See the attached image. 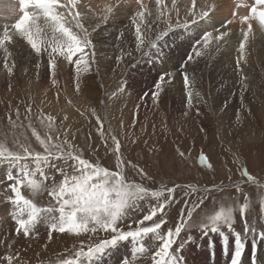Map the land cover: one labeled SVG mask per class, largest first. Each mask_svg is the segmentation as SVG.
<instances>
[{"label":"rangeland","instance_id":"374dc122","mask_svg":"<svg viewBox=\"0 0 264 264\" xmlns=\"http://www.w3.org/2000/svg\"><path fill=\"white\" fill-rule=\"evenodd\" d=\"M150 1L144 10L147 8L149 11L148 9L154 7L163 8L162 4L157 5L156 0ZM3 2L4 4L14 2L13 5H19V0H0V3ZM61 2L66 3L62 0ZM84 2L85 6L93 11L96 9L93 2H99L96 5L107 10L112 0H85ZM120 3L125 5V12H130L128 9L132 10L138 5L136 0H121ZM248 5H250L249 2ZM18 8L17 10L20 9ZM209 13L214 19L219 17V13L214 10ZM18 15L21 14L18 13ZM18 15H15V18ZM2 16L4 17L0 12V25L3 20ZM124 17H128V21L132 18L128 15ZM236 18L231 16L228 20H238L237 29L240 31L242 29L240 18L237 20ZM253 21L259 24L258 20ZM191 22L193 23L190 21L189 24H192ZM210 23L208 27H211L214 22ZM101 25L99 30H104L105 28H101ZM167 27H163L164 31L169 29ZM12 30L14 29L10 27V31ZM113 30L118 29L115 27ZM2 31L3 29H0V33ZM202 31L201 36L206 30ZM123 33L124 30L121 35ZM106 34H104V39L105 36L107 37ZM130 36H127L129 42H122L123 46L120 45L110 49L111 51L102 53L94 44L96 42L94 37L90 35L96 47L95 57L91 60L89 68L85 70L82 66L77 73L73 65L63 57H57L55 83L49 73L47 54L38 59L41 62L39 68H37V60L36 67H30L28 72L18 66L19 63L23 68L32 64L33 61H29L27 54L16 55L10 52L12 58L17 57L15 61L8 59L9 66L12 62L17 63V65L14 63L15 67L11 75L4 67V60L0 58L2 60L0 61V143L13 151H18V145L21 143L34 151H43L32 134V128H35L41 137L48 135V121L45 117L51 115L55 118V124L61 133L68 130V139L75 146V150L82 153L84 159L94 164L98 163L111 171H117L116 153L113 150L114 142L110 138L111 135H115L121 144L120 153L124 161L121 167L127 181L151 190H164L165 195L159 198L161 201L168 196L167 188L174 185L181 186L174 193L175 202L165 210L164 218L168 223L161 229L162 233L169 228H174L178 223V218L186 215L192 204H196L201 197H206L204 203L192 214V220L197 223L209 215H214L221 207L235 209L231 229L227 225H222L220 233L204 234L194 226L190 231L185 230L181 233L176 243L181 244L182 251L176 249V254L183 257V264H231L237 250L235 233L241 234L245 245L240 264H262L264 262L261 260V256L264 255V239L260 236L255 239L254 233L259 235L264 231V85L244 95L245 99L238 97V101L228 108L218 101L212 102L213 95L210 94V90L208 91L207 79L202 81L203 93L192 95L191 103L188 102L189 98L186 93L179 96L182 109L171 107L170 97L163 99L165 90L161 92L158 102L152 99L155 88L151 89L148 95L146 93L141 97L137 94L132 95V91L127 89L129 80H133V76L140 72L138 67L146 63L149 54L146 47L138 48L136 45L138 42L134 36ZM196 41H190L193 42L192 48ZM161 50L160 46L152 49L153 53ZM216 51H219V48ZM216 51L209 52V55L214 56ZM129 52L131 55H128ZM153 53H150V56L157 57V53ZM186 54L188 55V51ZM118 57H122V60H118ZM262 73L264 74V71ZM89 93L92 95L89 96ZM147 100L153 104V113L139 107V102L144 106ZM62 102L66 105L63 106L64 110L59 108ZM29 105L32 106V111L26 113L25 109ZM133 105L137 110L133 109ZM17 108L20 112L19 119L16 115ZM224 114L228 116L226 122L223 120ZM9 116H11V121ZM65 116L68 117L67 120H64ZM97 116L104 122L105 136L108 137L107 144H105V137H102L97 130ZM245 136L256 138L239 144ZM205 154L206 163L202 165L200 157ZM208 163L211 167L207 166ZM29 167L34 168L35 165L29 161ZM242 167L259 183H253L243 177ZM7 168V164L0 165V181H4L0 183V206L8 204L7 197L11 195L10 190H7V184L11 183L6 180ZM139 169H143L147 175H141ZM12 171L15 175L16 169ZM67 171L72 173L71 168ZM52 175L55 176V183L63 179L59 173L50 170L49 176ZM36 179H41L39 173ZM44 184L50 189L53 180L50 178ZM237 186L243 188V193L237 191ZM22 192L39 208L58 209V204L47 190L33 193L25 187L22 188ZM157 202L156 198L150 196L140 200L138 207L130 209L128 217L121 221L119 226L125 230H128L129 224L133 229L138 227L133 221L140 220ZM245 203L249 207L246 214H242L239 209ZM52 215L58 216L59 213L55 211ZM246 222L252 230L246 231ZM151 224L152 221H147L143 226H151ZM15 227V220L11 213L7 215V219L0 221V257L15 253L19 256L21 264H59L61 259L70 258L79 249L81 242L86 248L89 244L110 238L109 233L102 230L96 233H81L79 236L67 232L53 231L50 233V223L44 220L36 224L33 234L29 237L17 236ZM188 235L191 236L190 240L187 239ZM223 236H227V243ZM127 243H122L120 248L109 252L114 251L120 255L115 264H122L124 259L132 258L133 251H130L128 245L126 246ZM143 243L145 246L151 245L152 250H155L159 242L150 235ZM134 264H152L150 254L141 257Z\"/></svg>","mask_w":264,"mask_h":264},{"label":"snow or ice","instance_id":"6c2138e0","mask_svg":"<svg viewBox=\"0 0 264 264\" xmlns=\"http://www.w3.org/2000/svg\"><path fill=\"white\" fill-rule=\"evenodd\" d=\"M136 2L141 3V11L134 13L131 19L135 26L137 47L140 48L145 42L141 27L145 17V6L142 0H136ZM156 3L161 5L162 0H156ZM81 7L83 6L79 0H68L67 3H62L61 0H19L21 15L11 25V29L14 31H10V26L5 24L3 25L2 36H0V49L3 50L4 67L8 69V73L11 75L15 67L14 62L9 66L8 60L11 55L8 46L14 42V35L24 39L38 58L44 54L48 55L49 73L54 83L57 57H63L64 60L73 65L77 73L82 66L83 69L87 70L91 60L95 57V45L90 39L88 29L85 28V21L94 14L86 7L84 11H81ZM194 7L195 0H193ZM111 11L112 8L109 7L101 20L102 23L107 21ZM198 15L200 20L211 19L209 11H201ZM236 15L238 14L234 12L233 17ZM162 18L163 12L161 11L156 19L162 22ZM41 20L43 21L42 24L39 23ZM253 20H258L260 27L264 29V0H256L255 5L251 7L250 15L240 17V23L248 26L247 31L243 34L245 42L248 33L252 31L251 22ZM193 23H197V21L193 20ZM230 23H232L231 20H225L221 23V27ZM177 26H181L179 22ZM169 27H171L170 23ZM183 27H188L187 21L184 22ZM167 34V31L162 30L156 39H162ZM227 34L226 31L220 32L219 36L215 37L217 48L219 41L224 40ZM212 38V32H205L200 41L195 42L192 51L196 57L204 54V49L208 47ZM151 46L156 47V44L153 42ZM240 49L241 51L244 49L243 42L240 44ZM128 55L131 53L129 52ZM117 59L122 60V57ZM192 60L193 56H189L188 61L192 62ZM37 68H39V60ZM168 75V73H162L159 81L154 85L155 91L152 93L154 101L158 102L165 84L169 82L166 79ZM182 75L185 89L189 90L187 91L188 102L191 103L192 92L190 89L193 84L187 71H184ZM31 111L32 106L29 105L25 112L31 113ZM16 115L19 119V108L16 109ZM45 119L48 121V135L41 137L39 132L32 128V134L43 151H34L23 143L18 145V151H13L0 143V165L7 164L6 180L11 182L7 184V190L11 192L7 201L19 209L18 214L13 217L16 224L15 234L29 237L33 234L36 224L41 219H45L50 223V233L53 231L67 232L79 236L81 233H96L98 230H102L110 235V238L89 244L86 248L81 242L79 249L70 258L61 259L59 264H98L105 255L125 242H135L138 246L131 254L132 258L124 259L122 264H134L135 261L149 254L152 264H183V257L176 254V249L182 251L181 244L176 243L182 232L190 231L194 226L198 227L204 234L208 232L220 233L222 225H227L229 229L232 228L235 211L232 207H221L214 215L207 216L199 223L193 221V212L204 203L206 198L201 197L196 204H192L186 215L178 218V223L174 228H169L162 233L161 229L168 223L164 218L165 210L175 202L174 193L177 188L181 187L180 185L167 188L168 196L161 201L159 198L165 195L164 190H151L126 180L121 167L124 163L120 153L121 144L115 135H111L110 138L114 142L113 150L116 153L118 170L111 171L98 163L94 164L84 159L82 153L76 151L75 146L68 139V130L66 129L61 133L53 116L48 115ZM67 119L68 117L65 116L64 120ZM9 120L11 121V116H9ZM96 120L97 130L102 137H105V144H107L108 137L105 136L104 122L99 116L96 117ZM61 135H63V139H61ZM29 161L35 165L34 168L29 167ZM200 163L205 165L206 154L201 155ZM207 166L211 167V164L208 163ZM68 168L72 169L71 174L67 171ZM13 169H16L15 175ZM50 170L59 173L63 177L62 181L55 183V176H49ZM139 172L141 175H147L143 169H139ZM37 173L41 177L40 180L36 179ZM241 175L253 183H259L243 167ZM50 178L53 180V184L49 189L45 187L44 182ZM3 182L0 181V183ZM25 187L33 193L47 190L58 204V209L53 207L39 208L32 200L24 196L22 188ZM237 191L243 193V188L237 186ZM149 196L156 198L158 202L152 205L147 214L140 220L133 221L138 227L133 229L131 224L128 225V230L120 227V222L128 217L129 210L136 209L138 202ZM248 207V204L245 203L239 211L246 214ZM55 211H58V216L52 215ZM25 212L27 218H21ZM157 217L159 218L156 219ZM147 221H152L151 226H143ZM245 228L246 231L252 230L247 222ZM150 235L151 238L159 242L155 250H152L151 245L145 246L143 243L145 238ZM235 236L237 250L234 253L232 264H240L245 245L240 233H235ZM259 236L264 239V231L260 232ZM49 238L51 239V235ZM223 238L227 243V236H223ZM187 239L190 240L191 236L188 235ZM0 264H21V262L19 256L12 253L0 257Z\"/></svg>","mask_w":264,"mask_h":264},{"label":"bare ground","instance_id":"6f19581e","mask_svg":"<svg viewBox=\"0 0 264 264\" xmlns=\"http://www.w3.org/2000/svg\"><path fill=\"white\" fill-rule=\"evenodd\" d=\"M62 1L66 3L68 2V0H62ZM84 1L85 0H79V3L83 6L80 9L81 11H84V8L86 7L84 4L85 3ZM120 2L121 0H112V3L111 2H110L111 4L109 3L110 4L109 6L112 8V11L111 13L108 14V19L106 23H109V24L107 25H105L104 23L103 25H101L102 24L101 20L107 10L104 9L103 7H98L96 4H98L99 2H96V3L93 2L94 6L96 7L95 10L92 11L89 9L94 15L90 16L85 21V28H87L90 35L94 37V39L96 40L94 44L97 45V49H99V51H101L102 53L104 52L106 53L110 49L112 50V48L114 47H117V46L119 47L120 45H122L123 41L124 42L128 41L129 38H127V36L129 35H131L130 37L134 36L135 38V30H134L135 26L132 23V19L128 21L127 20L128 17H124V15H128L130 17V16H133L134 13L141 11V3H137L138 5H136L134 9L132 10L128 9V11L130 12H125L126 7L125 5H122L123 3H120ZM148 2L149 0H142L143 5L146 7L148 6ZM248 2L251 4L250 0ZM13 3L14 2H8V4L7 3L4 4V2L0 3V12L1 14L3 13L4 15V17L2 16L4 21L2 20L0 29H3V25L5 24L11 27L13 22H16L18 16H20L18 15V13H20L19 12L20 9L18 8L19 5L15 6L13 5ZM162 5L164 9L163 8L159 9V8L154 7L152 9H148L149 11H147V8H145L144 10L145 17H144V22L141 25V27H142V34L144 36L145 42L140 48L146 47V51L148 52L149 57L147 58L146 63L141 64L138 67L140 72L137 73L136 76H133V80L132 79L129 80L127 89L129 91H132L131 92L132 95L137 94V96H140V97L144 93L148 95L150 93V90L154 88V85L157 83L158 79H160V76H161L160 74L168 73L169 75L168 77H166V79H168L169 82L165 84L164 86L165 92H164L163 99H168L170 97L171 107H175V109H182L179 96L184 93L187 94V91H189L188 89H185V86H184V80H183V75H182L184 71L188 72L190 80L193 84V87L190 89L193 96L203 93L202 81L203 79H207L209 83L208 91L210 90V94L213 95V97L211 96L212 102L218 101L222 105H225L226 108L233 106V104H235L238 101V97L241 96L242 98L245 99V96L248 95L250 91L258 90L260 87H263L264 74L262 72L264 71V29H262L258 23H256L255 21L251 22L252 31L248 33V38H247V41L245 42L243 38V34L244 32L247 31L248 26L246 24H240L242 29L238 31L237 26H239V23H237L238 21L237 18H236L237 21H234L233 20L234 18H233L231 20L232 23H230L229 25L227 24L225 27H221V23L225 20H228L231 17L230 6L226 0H195L194 8H193V0H162ZM17 8L19 10H17ZM171 10L173 11L171 12ZM213 10L219 13V17H217V19H214L213 17H211V14L209 13L211 19L207 21L200 20L198 14L201 11H209V12L212 11L213 12ZM161 11L163 12L162 22L157 21L156 19ZM245 14L246 12L240 14L239 17ZM15 15H18V16H16L15 18ZM111 20H114V21L111 22ZM193 20H196L197 23L191 22L192 24H189V22ZM185 21H187L188 24L191 26L187 24L188 25L187 28L183 27V24ZM178 22L181 25L180 27L177 26ZM210 22H214V23L213 25H211V27H208L207 25ZM39 23L42 24L43 21L41 20L39 21ZM163 23H165L166 25H164ZM169 23L171 27H169ZM100 25H101V28H105V29L99 30ZM163 25L165 27L168 26L167 27L169 28L167 30L168 34L164 36L162 39L157 40L156 37L159 35V33L162 30L164 31ZM115 27H117V29L119 30L118 33H117L118 30L117 31L113 30ZM94 28L97 30L93 31ZM129 29H131L132 31ZM203 29H205L206 32H212L213 38L208 44L209 48L204 49V54L200 55L199 57H196L193 51L190 54L189 52L192 49V46H191L192 43L195 40L200 41L202 37L200 33L203 32L202 31ZM123 30H124V33L123 35H121V32ZM225 31L228 34L224 38V40L219 41V47H218L219 51H216L217 41L215 37L219 36L220 32H225ZM101 33L103 34L100 35ZM128 33H131V34H128ZM104 34L107 35V37L105 36V39H104ZM0 36H2V33H0ZM117 38H121V39H117ZM125 38L127 39L125 40ZM190 41H193V42H190ZM153 42L156 44V47L160 46V48L162 49L160 52L158 51V53L157 52L153 53L152 49L155 48L151 46ZM242 42L244 43L243 51H241L240 49V44ZM8 47H9V52H14V54L16 55L27 54V56L29 57V61H33L31 62L32 63L31 65H29L28 67H24V68L22 64L19 63L18 66L22 70L24 71L27 70L29 72L30 67H33V68L36 67V61L40 58L36 56V54L33 52L30 46L25 42L24 39H22L18 35H14V42ZM187 51H188V55L186 54ZM211 51L212 53L215 51L217 53L214 56H211L209 55L210 54L209 52ZM150 53H153V54L157 53L156 54L157 57L155 58L151 57ZM137 54H138V51H137ZM107 55H110V54H107ZM189 56H193L192 62L188 61L187 57ZM0 58L2 60L5 59L2 49H0ZM16 58L17 57L12 58L11 55L8 57V59L9 60L11 59L12 61H15ZM14 63L17 65L16 62ZM40 65H41V62L39 60V66ZM90 95L92 94L89 93V96ZM129 99H132V98L129 97ZM139 100H141V98ZM63 102L60 103L59 105L60 109H63L66 106L64 105ZM140 106L143 107L145 110H148L150 113L154 112V108L152 107L153 104L151 103L150 100H147L144 106L143 104H140L139 102V107ZM165 106H166V103L164 104V107ZM133 109L137 110V108L134 105H133ZM66 112L68 111L66 110ZM227 117H228L227 114H224V118H223L224 122H226ZM217 122L219 123V120H217ZM222 124L226 125V123H222ZM255 138L256 137L254 136L251 138H248L247 136H245L243 140L239 142V144L245 143L246 141L255 139ZM18 212H19V209L15 205H11L9 203L8 204L6 203L5 205H1L0 206V221L7 219V215L9 213L13 214V217H14L18 214ZM21 218H27V213L25 212L24 216ZM41 220H44V222H48V220H45V219H41ZM257 236L259 235H257V233H254L255 239L257 238ZM127 245L129 246L130 251H133V252L135 250V247L138 246L136 245L135 242H128L126 246ZM113 252L108 253L107 257L104 256L105 258L103 257L98 262V264H113V263L115 264L118 256L120 255L116 254L115 252L113 253ZM261 260L262 261L264 260V255L261 256ZM252 264H256V263H252ZM262 264H264V262Z\"/></svg>","mask_w":264,"mask_h":264}]
</instances>
